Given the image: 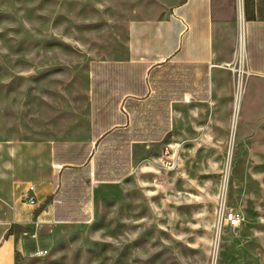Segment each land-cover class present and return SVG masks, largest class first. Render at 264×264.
<instances>
[{"label": "crops", "instance_id": "0c3cea01", "mask_svg": "<svg viewBox=\"0 0 264 264\" xmlns=\"http://www.w3.org/2000/svg\"><path fill=\"white\" fill-rule=\"evenodd\" d=\"M233 2L126 0L80 74L33 91L19 107L8 99L0 114V264L47 251L51 229L87 222L98 190L162 148L192 106L209 107L215 120L227 115L224 66L235 68L221 61ZM250 9L242 61L250 98L234 123L243 132L264 125V106H256L264 100V0Z\"/></svg>", "mask_w": 264, "mask_h": 264}, {"label": "rangeland", "instance_id": "374dc122", "mask_svg": "<svg viewBox=\"0 0 264 264\" xmlns=\"http://www.w3.org/2000/svg\"><path fill=\"white\" fill-rule=\"evenodd\" d=\"M238 2L229 6L231 35L223 37L230 52L221 62L236 70L224 66L227 115L215 120L209 107L192 106L190 121L162 148L152 147L124 181L98 190L87 222L49 230L47 253L17 264H264V125L243 132L236 122L232 140L230 130ZM120 3L126 0H0V114L8 99L16 108L33 91L80 74L118 26ZM251 4L242 1L245 23ZM247 78L240 107L250 98ZM166 146L171 168L161 161ZM232 211L241 217L236 227L224 218Z\"/></svg>", "mask_w": 264, "mask_h": 264}, {"label": "bare ground", "instance_id": "6f19581e", "mask_svg": "<svg viewBox=\"0 0 264 264\" xmlns=\"http://www.w3.org/2000/svg\"><path fill=\"white\" fill-rule=\"evenodd\" d=\"M238 9H239V14H238V35H237V51H236V61H237V74L238 76H240V74L242 73V61H243V31H244V20H243V14H242V7H241V2L239 0L238 2ZM246 74V73H242ZM241 75V76H242ZM241 87H242V83H241V79L239 77L237 84H236V95L234 98V103H233V114H232V127H231V140L233 137V133H234V123H235V119L237 117V113L238 110L240 108V97H241ZM230 150H231V141L229 144V151H228V155L230 154ZM221 206L224 205V197H222V201H221Z\"/></svg>", "mask_w": 264, "mask_h": 264}, {"label": "built area", "instance_id": "2783aa9c", "mask_svg": "<svg viewBox=\"0 0 264 264\" xmlns=\"http://www.w3.org/2000/svg\"><path fill=\"white\" fill-rule=\"evenodd\" d=\"M171 152H172L171 147H168V146L164 147L162 151L161 161L163 162V165L165 168L173 167V158L171 156ZM29 189L32 190V187H30ZM28 201L30 204L34 203V199L32 197H29ZM224 218L230 227L238 226L241 221L240 214L234 211L224 214ZM46 253L47 251L36 250L34 252V256L41 257V256H44Z\"/></svg>", "mask_w": 264, "mask_h": 264}]
</instances>
